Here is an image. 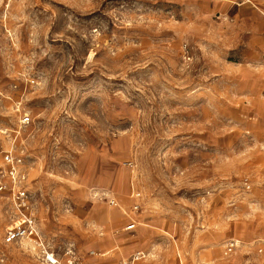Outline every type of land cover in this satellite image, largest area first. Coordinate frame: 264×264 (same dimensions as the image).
Masks as SVG:
<instances>
[{"label": "rangeland", "instance_id": "1", "mask_svg": "<svg viewBox=\"0 0 264 264\" xmlns=\"http://www.w3.org/2000/svg\"><path fill=\"white\" fill-rule=\"evenodd\" d=\"M5 151L61 259L246 253L264 238V0H0V182ZM14 216L0 194V264H44L3 241Z\"/></svg>", "mask_w": 264, "mask_h": 264}, {"label": "built area", "instance_id": "2", "mask_svg": "<svg viewBox=\"0 0 264 264\" xmlns=\"http://www.w3.org/2000/svg\"><path fill=\"white\" fill-rule=\"evenodd\" d=\"M33 83L34 80H31L30 84ZM30 122V116L23 113L20 118V124L28 125ZM2 163L4 165L2 172L7 181L0 182V194L8 197L15 212L14 222L11 226L6 227L3 241L5 243L30 242L32 244L30 249L41 256L44 264H77L72 249H66L64 258L61 259L45 245L44 240L39 234L27 189V172L24 168L23 157L21 155H13L11 151H5L2 154ZM140 194L138 189L131 188L130 197L132 199L139 200ZM108 203L112 207H118V202L112 197L108 198ZM139 209L140 204L138 202H134L131 205L132 213H138ZM134 229L135 221L133 219H130L123 228L124 231H133ZM238 247L239 242L237 240H229L223 247L222 258L232 262ZM255 254L253 259L249 258L248 254H245L242 260L234 261L231 264H264V242L256 245ZM138 258L140 257H134L133 260L135 261Z\"/></svg>", "mask_w": 264, "mask_h": 264}, {"label": "crops", "instance_id": "3", "mask_svg": "<svg viewBox=\"0 0 264 264\" xmlns=\"http://www.w3.org/2000/svg\"><path fill=\"white\" fill-rule=\"evenodd\" d=\"M137 189V188H136ZM131 204H130V208H131V205L134 203V202H138L139 204H140V201L139 200H136V199H131ZM118 207H119V205H118ZM121 209V208H120ZM122 213L124 214V215H126V219H127V216H128V219H127V223L129 222V220L130 219H133L134 221H135V228H136V225H137V222H138V216H137V214L138 213H136V214H134V213H132L131 212V210H130V214L129 213H127L125 210H122ZM126 223V224H127ZM124 228V227H123ZM135 230V229H134ZM231 239H234V240H238V242H239V247H238V249H237V252H236V255L234 256V259H233V261L232 262H229V261H227V260H224L223 258H222V256H221V261L219 262V263H216V264H231V263H233L234 261H240V260H242L243 258H244V255L245 254H248V256H249V258H251V259H253L254 258V256L256 255L255 254V247H256V244L258 245L259 243H263L264 242V238H259L257 241L256 240H252V241H256L257 243H254V245L253 246H249V248H248V251H245L246 253H244L243 254V252L242 253H240L239 252V249H240V243H242L239 239H237V238H231ZM19 242H24V243H26V245L29 247V248H31V246H32V244L30 243V242H26V241H19ZM253 244V243H252ZM251 247V248H250ZM33 251V250H32ZM35 252V251H34ZM36 253V252H35ZM222 253V252H221ZM59 257V256H58ZM206 264V263H205Z\"/></svg>", "mask_w": 264, "mask_h": 264}]
</instances>
